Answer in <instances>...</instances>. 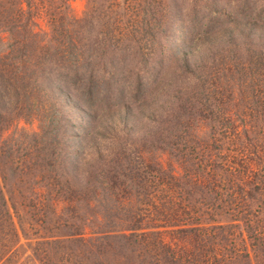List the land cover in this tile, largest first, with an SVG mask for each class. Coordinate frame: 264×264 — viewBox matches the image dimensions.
I'll return each mask as SVG.
<instances>
[{"label": "rangeland", "instance_id": "1", "mask_svg": "<svg viewBox=\"0 0 264 264\" xmlns=\"http://www.w3.org/2000/svg\"><path fill=\"white\" fill-rule=\"evenodd\" d=\"M139 1L142 2L0 0V73L9 81L4 88L0 83V264H168V257L173 254L182 264H209L211 257L216 259V264H243L245 261L239 256L244 253L250 264H264L249 245L243 230V221L248 220L264 242V98L258 95L254 104H243L233 89L227 88V92L222 93L223 88L218 86L216 90L213 83L217 78L204 76L209 65L197 54L189 59L194 61L197 72L204 73L201 78L205 82L202 88H195L199 81L194 74L182 77L177 73L179 60L183 52L195 53L197 49L211 63L212 52L205 49L210 42L206 44L208 36L194 33L191 43L193 40L181 36L175 29L166 42L153 26L155 38L151 43L139 32L141 14L136 10ZM143 1L152 7L151 20L170 2ZM177 1L176 5L180 4L185 12L197 0ZM249 3L252 7L258 0H249ZM226 7L227 12L230 11L228 3ZM52 34L57 36L53 42ZM59 41L64 44L72 41L77 47L88 45L95 50L94 55L107 45L108 57L113 56L109 52L113 50L120 54L117 56L120 61L126 63L124 71L143 60L157 67V72L151 69L157 73L156 79L147 86L139 104L129 102L127 91H121L122 102L141 125L142 121L150 127L153 123L139 118L137 105H148L142 107L146 115L149 112L157 115L162 110L156 105L176 95V88L195 89L198 98L192 99L190 104L184 103L180 109L179 120L184 121V132L174 128L175 124L166 130L159 128L163 136L171 135L178 140L177 147L186 155L185 163L180 160L187 173L181 185L158 190L155 183L149 184L152 179L146 173L152 162L162 168L172 163L173 172L178 173L170 152L181 153V150L176 147L171 150L165 145L162 149L144 152L150 143L141 139L135 123L128 136L121 137L117 125L116 134L113 131L103 134L100 123L105 122L108 128L107 120L116 119L117 112L122 113L119 102L118 105L108 102L109 108L103 109L101 105L91 106L89 124L85 130H80L79 125L89 116L87 120L81 118L74 100L65 90L58 102L59 114L65 111L67 120L59 121V131L54 133L48 125L51 111L57 106L54 92L35 87L29 102L22 99V85L34 79L28 76L31 67L24 69L15 63L20 55L18 50L35 61L42 54L40 47L48 42L54 46ZM228 48H223L225 53ZM146 75L151 78L150 73ZM202 90L204 92H199ZM203 103L206 108L202 115L209 114L210 120L215 119L213 124L198 116ZM160 115L164 119L169 114ZM183 116L190 120L189 124L193 122L190 129ZM63 123L67 126L65 130ZM196 124L203 129L197 130ZM215 125L225 136L211 133L210 127ZM155 126L158 124L154 123ZM65 134L75 136L69 144L72 151L67 155L70 156L64 160L68 168L71 167L70 173L50 164L54 157L50 155L51 149L59 148V155H64ZM203 141H210L211 146L216 142L217 152L213 148L207 150ZM7 147L12 151L11 156H6ZM115 154L128 162L129 172L126 171L125 177L133 179L120 177L119 185L112 188L103 182L99 172L93 173L95 167L101 169ZM213 161L219 164V169L209 170L213 174L209 176L211 179L201 182L205 167ZM225 167L226 171L222 172ZM229 173H234L232 178ZM239 174L242 177L235 178ZM217 178H221L220 183ZM185 180L191 189L196 185L195 194L187 195L183 186ZM232 180H238V185L242 186L232 189ZM248 181L258 185L253 199L245 195L250 193L246 186ZM122 183L134 186L136 191H123ZM229 223L235 227L227 228ZM219 225L226 228L216 229ZM194 227L204 230L188 232ZM132 233L136 236L132 237ZM133 239L136 243L131 245ZM152 240L154 248L148 245ZM123 243H128V249L119 247ZM234 257L238 259L236 262L232 260Z\"/></svg>", "mask_w": 264, "mask_h": 264}, {"label": "trees", "instance_id": "2", "mask_svg": "<svg viewBox=\"0 0 264 264\" xmlns=\"http://www.w3.org/2000/svg\"><path fill=\"white\" fill-rule=\"evenodd\" d=\"M177 2V0H170V2L165 5V10L160 11L157 18H154L152 20L151 17H153V12L150 3L146 4V2L143 0L142 2H137L136 10H138V14H141V18L139 21L140 34L146 36V38H148L151 43L155 38V35L152 32L154 29L153 26L158 29L160 38L165 40L166 42L170 39L175 29L179 30L181 36L193 40L191 43L194 42V33H201L208 36V38L206 39V44L208 41L210 42L207 46H205V49L206 51L212 52L211 63H208V61L203 56H201L202 53L198 52L197 49L195 50V53L191 50L189 52L188 50L181 54V59L179 60L180 70L177 71V73L182 77H189L190 74H194L197 77L195 79L199 81L197 82L195 88L201 87L205 82H203V79L201 78L204 73H202L201 71L197 72L194 69L196 66L194 61H190L189 59L193 55L197 54L200 60H202L203 58L209 65V67H206L207 72L204 76H207L208 78H217L216 81L218 80V83L216 81H214L213 83V85L216 84L217 86L214 87L216 90L218 89V86L223 88L222 93H226L227 88L228 90L233 89V92L238 95L237 99L243 104H246L247 102H251L252 104H254V102H257L256 98L258 97V95L259 98H264V89L261 86L263 83L261 79H264V0H258V3H256L255 6L252 5V7L249 3V0H197L192 5H190L189 9L185 12L180 9V4L176 5ZM226 3L229 4L230 8V11L228 12L226 10ZM56 38L57 36L52 34L51 42H53L52 40ZM51 42H48L47 44L40 47L39 50L42 54L38 55L40 59L35 58V61H31V57H24L23 53L18 50V54L20 53V55L18 56V59L15 60V63L18 62V64L21 65L24 69L28 68V66L31 67L32 72L28 76H30L29 78L34 79L32 81L30 79L22 85V99L29 102L31 97L33 96V90H35V87L41 88L42 90H51V93L52 91L54 92L53 97L57 99L55 100L57 106H55V109L51 111V118L48 122V125L51 127L54 133H56L59 128V121H64L65 123L67 120L65 117V111L62 110V114H59L58 102L59 97H61L64 94L65 90H67L69 93V97L74 100V104L76 107L75 109L77 113L81 115V118L85 117V119L87 120L89 116V119L87 121H83V123L79 125L80 130H85V127L87 126V124H89V120L91 118L89 115L91 106L97 104L99 106L101 105L100 108H109L108 102L113 101V104H117L119 102V107L122 106L119 109H123L122 111H120L122 113L118 114L117 112L116 119L107 120V122L109 123L108 128L105 122L100 123L103 134L110 131H113L114 134H116L119 131V135L121 137L124 135L128 136L129 133L133 131L132 123H135L137 124V132L140 133L139 135L141 136V139H146V142L150 143L147 144V149L144 152H147L149 150L153 151L155 150V148L162 149L165 145H167L169 149L171 148V150L175 147L179 150V148L177 147L178 140L172 139L171 135H169L168 138L166 135L163 136L159 128L161 127V130H166L168 129V127H171L175 124L176 127L174 128H177L181 132H184V121L180 122L179 120V117L180 119L182 117L180 109L182 108L184 103L190 104L192 99L198 98L199 95H195L194 88H176L174 90L176 95L174 94L170 97V99L166 101L164 100L160 106L158 104L156 105L158 109L162 110L157 115H154L153 112H149L146 115L145 110L142 107H148V105H137L136 108H139L140 119L149 120L153 123V125L154 123L158 124V126L153 127L152 125V127H150L147 126V124H144L142 121L141 125V123L132 114L131 110L127 109V107H125L124 103L122 102L123 95L121 91H127V100H129V102L132 101L136 104H139L138 100H142L147 86L151 85L152 81L156 79L157 73L155 74L151 70L153 68L156 70V66H151L143 60L142 62L130 65L128 69L124 71L126 63H124V61H120V59L117 57L120 54H116V51H109L113 54V56L108 57L107 50L109 49V47L107 45L101 48L100 53H95L94 55L95 50H93L88 45H80L77 47L72 43V41H67V43L65 44L59 41L56 43V45L51 46ZM223 46L229 47L227 49V53H225V51L223 50ZM256 48L258 50H256ZM119 50H121V48ZM228 55H230V57H228ZM216 61L219 62L217 65L215 64ZM220 63H223L222 66H219ZM121 66H123V68ZM147 73L151 74L150 79H148L146 75ZM0 83H2V88H4L5 85L9 83V81L1 73ZM218 91L221 92V90ZM199 92L202 93L204 91L202 90ZM220 92H216L215 94L220 95ZM228 93L230 94L232 92L228 91ZM204 108H206L205 103H203V108L200 107L199 114L201 115L198 116H201L203 120L207 119L211 121V124H213L212 121H214L215 119L210 120L209 114H206V117L202 115L205 112V110H203ZM165 112L169 114L168 117L161 119L160 114H164ZM188 117L190 116L188 115ZM183 120L187 121L186 116L183 118ZM188 121L186 122V126L190 129L193 126V122L189 124ZM64 123L62 125L63 130L67 128ZM116 125L118 127L120 126L117 132L115 129ZM196 126L197 130L199 131L203 129L200 125V127H198L197 124ZM210 130L211 133L214 132L225 136L224 133H220V129H218L216 125L210 127ZM74 137V135L67 136V134H65L66 150L63 156L59 155V148L58 150L51 149L52 154L50 155H53L54 157H52L53 161H51L50 164L52 166L55 165L56 169H59V167H61L62 170L66 171V173H70L69 169L71 167L68 168L65 161L67 160V157L70 156V154H67L72 151L71 147H69V144L72 143ZM243 141L245 142L246 140L243 139ZM202 145H204L207 150H209V148H213V150L217 152L216 149L218 147H215L216 142H212L213 147L210 145V141H203ZM143 146H145V144ZM180 150L181 153L175 150L170 152L175 158V164L177 165L176 167L178 173L175 174L173 172V167L171 165L172 163H169L167 165V168H162L160 165L152 162L150 164V170L146 171V173L150 174L152 179V181H149V184L150 182H152V184L155 183V186L158 188V190L162 191L165 188L167 190L170 188L174 189V187L181 185V180L186 178L187 173L182 167L180 161L186 160V155H183L182 148H180ZM5 152L7 153L6 156H11L12 154V151H10V148L8 147L5 148ZM99 157L101 156L98 155V158ZM122 160L125 159L123 157L119 158L118 154H115L110 159V161L101 169L95 167L94 173L91 171L90 175L92 173L95 175V171L99 172L98 174L101 179H103V182L105 184L107 183V185H111V187L113 188L115 187V185H119L118 179L120 177L124 178L126 171L129 172V169L127 168L128 162H124ZM60 162L64 163V165H59ZM217 169H219V164L215 163V161L209 162L208 167H205V171L201 176V182H208L211 179L209 178V176L213 175L210 174L209 170H212V172H214ZM225 171L226 167L222 169V172ZM229 174L228 175L231 178L234 175V173ZM241 177V174H239L235 178ZM125 179L133 178L125 177ZM217 179V183H220L221 178ZM235 182L237 183L238 180H232V189H236L242 186V184L238 185V183L236 184ZM244 183L245 179L243 180V184ZM247 184L248 185L246 186L249 188L248 192L250 193H246L245 195H247V198L253 199V193L257 192L256 190H258V185H253L249 183V181L247 182ZM122 186L123 191L129 193L132 190L136 191V188L134 186H131L130 184L122 183ZM183 186L186 187V190L188 192L187 195H193L196 193V191H194L196 185H194L191 189L188 185V180H185L183 182ZM177 195L179 194L177 193ZM191 207L192 209H194V206ZM212 208L213 207H211V209ZM243 223L245 225L243 230L246 238L250 242L249 245L254 250V252L257 251L261 261L263 260L264 262V242H262V239L259 238V234L258 232H256V227L251 226L248 220L243 221ZM223 226L219 225L216 227V229L223 230L226 228ZM234 227L235 225L231 223L227 225V228L229 229ZM136 228L138 227H132V229ZM189 230H192V232H194L196 230H204V228L194 227L193 229H188V232ZM135 236L136 235L132 233V237ZM70 242L73 241H69V243ZM135 243V239L130 242L131 245H134ZM148 245L154 248L155 242H153L152 240L151 244ZM119 247L128 249V243H123ZM167 250L173 254L170 248H168ZM173 255L168 257V264H182L179 263L178 259H175ZM237 257H234V259L232 260L234 261L235 259H237ZM241 257H243V260L245 261V263L243 262V264H250V260H248V256L246 253H244L243 256H239V258ZM255 258L257 259V254H255ZM118 259V257H115V260ZM135 259L137 260L136 257ZM237 260H235L234 262H236ZM216 263V259L214 257H211V263L209 262V264ZM222 264L226 263L224 262ZM256 264L258 263L256 262Z\"/></svg>", "mask_w": 264, "mask_h": 264}]
</instances>
